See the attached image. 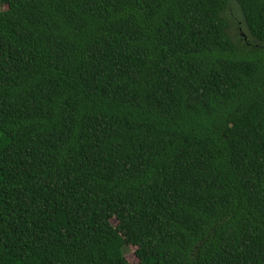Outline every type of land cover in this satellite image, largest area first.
Returning <instances> with one entry per match:
<instances>
[{
    "label": "trees",
    "instance_id": "trees-1",
    "mask_svg": "<svg viewBox=\"0 0 264 264\" xmlns=\"http://www.w3.org/2000/svg\"><path fill=\"white\" fill-rule=\"evenodd\" d=\"M126 247L264 264V0H0V264Z\"/></svg>",
    "mask_w": 264,
    "mask_h": 264
},
{
    "label": "rangeland",
    "instance_id": "rangeland-1",
    "mask_svg": "<svg viewBox=\"0 0 264 264\" xmlns=\"http://www.w3.org/2000/svg\"><path fill=\"white\" fill-rule=\"evenodd\" d=\"M227 19L229 22V34L233 38H238L239 36L245 35V29L242 23V17L239 10L232 6L230 11L227 13ZM126 259L131 264H136L137 260L135 258V248L134 247H126L124 250Z\"/></svg>",
    "mask_w": 264,
    "mask_h": 264
}]
</instances>
